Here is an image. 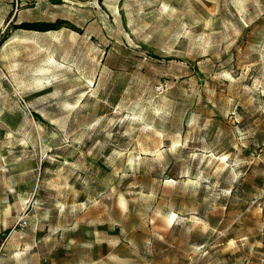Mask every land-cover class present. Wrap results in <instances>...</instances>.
<instances>
[{"label": "rangeland", "instance_id": "1", "mask_svg": "<svg viewBox=\"0 0 264 264\" xmlns=\"http://www.w3.org/2000/svg\"><path fill=\"white\" fill-rule=\"evenodd\" d=\"M0 264H264V0H0Z\"/></svg>", "mask_w": 264, "mask_h": 264}, {"label": "trees", "instance_id": "2", "mask_svg": "<svg viewBox=\"0 0 264 264\" xmlns=\"http://www.w3.org/2000/svg\"><path fill=\"white\" fill-rule=\"evenodd\" d=\"M60 23H61V20H55L53 22L32 21V22H21L14 27L16 28L19 27V28L28 29V30L46 31V30L57 28Z\"/></svg>", "mask_w": 264, "mask_h": 264}]
</instances>
